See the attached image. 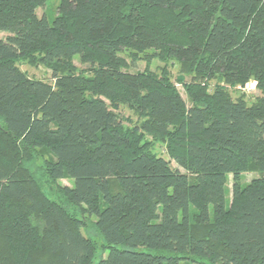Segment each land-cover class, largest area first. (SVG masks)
Here are the masks:
<instances>
[{
    "label": "trees",
    "instance_id": "obj_1",
    "mask_svg": "<svg viewBox=\"0 0 264 264\" xmlns=\"http://www.w3.org/2000/svg\"><path fill=\"white\" fill-rule=\"evenodd\" d=\"M48 1L0 0V264H92L67 206L95 216L97 264H264V95L248 105L227 89L254 80L264 94V0H60L51 22L36 16ZM150 50L191 77L190 106L165 69L123 72V53ZM36 54L53 86L17 67ZM102 95L141 123L124 127ZM247 172L259 177L241 186Z\"/></svg>",
    "mask_w": 264,
    "mask_h": 264
},
{
    "label": "rangeland",
    "instance_id": "obj_2",
    "mask_svg": "<svg viewBox=\"0 0 264 264\" xmlns=\"http://www.w3.org/2000/svg\"><path fill=\"white\" fill-rule=\"evenodd\" d=\"M60 4V0H49L43 8L36 9V16L39 18L41 16H45L46 19L51 22L53 18H55L57 13V8ZM8 36L5 32H0V39L4 40ZM154 51H146L142 54H138L136 57V61L132 62V58L123 53L121 56L126 60L127 68L123 70V72H127L130 74L136 73H150L160 75L162 70L165 69L170 81L173 83L175 89L180 94L181 98L184 100L187 106L191 105L190 100L188 99L184 83H189L191 81V77L187 75H182L179 73V65L174 61H168L167 63L160 62L155 56ZM17 67L24 72L28 78L39 80L50 85H54L55 80L52 78V68L42 62L40 60V55H35L34 63H30L26 60H19L16 63ZM72 65L75 68V76L76 77H90L92 72L90 70V66L88 64L82 63L77 57L72 60ZM179 79L182 82L178 81ZM216 81L212 80L208 83V91L212 93L214 87L216 86ZM229 94L233 100H237L238 98H243L245 102L249 105L253 103L258 97L263 96L264 94L256 87L254 80H250L246 86L239 87L236 86L234 88L227 87ZM101 98L106 102V104L113 110L116 114H118L123 122L124 127L132 128L135 125H139L141 123V119H139L134 110L127 103H119L114 105L110 100L106 98V96L102 95ZM147 140L151 141L150 138ZM150 150L158 157L163 158L166 161L170 162V166L172 169H177L181 173H185V171L179 167L176 162L169 159L166 145L165 143H154L151 145ZM37 167L41 166L42 162L40 159L36 160ZM259 177L257 172H247L243 173L240 177V185L245 186L251 180ZM71 187L72 181L69 179H62L53 183L51 185L47 184L44 186L45 195L53 201H57L58 187ZM50 187V188H47ZM58 191V192H57ZM226 207H229L232 198V177L228 176V182L226 185ZM67 210L73 216L79 218L84 225L82 229V233L84 236L90 238L95 246V254L92 260V264H97L101 259L105 258L107 255L106 245L103 241L102 236L100 235L97 227H96V218L94 215L87 212L85 206L80 208L68 207ZM179 264H203V263H192L180 261ZM205 264V263H204Z\"/></svg>",
    "mask_w": 264,
    "mask_h": 264
}]
</instances>
